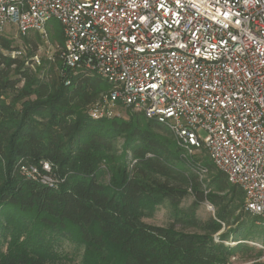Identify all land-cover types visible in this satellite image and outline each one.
Returning a JSON list of instances; mask_svg holds the SVG:
<instances>
[{
    "label": "trees",
    "instance_id": "trees-1",
    "mask_svg": "<svg viewBox=\"0 0 264 264\" xmlns=\"http://www.w3.org/2000/svg\"><path fill=\"white\" fill-rule=\"evenodd\" d=\"M0 50L15 51L5 37ZM1 51L0 264H45L43 240L53 236L85 247L82 264H228L235 251L253 250L223 243L244 240L238 237L251 233L258 219L234 217L244 204L243 191L217 172L212 184L218 192H200L165 126L130 109L127 120H91L86 111L108 89L105 81L68 70L60 57L47 80L36 74L44 65L33 72ZM41 161L64 178L57 187L20 175L19 163ZM190 194L192 205L179 210ZM205 200L215 213L202 221L195 208ZM162 204L178 212L181 229L143 221Z\"/></svg>",
    "mask_w": 264,
    "mask_h": 264
},
{
    "label": "built area",
    "instance_id": "built-area-1",
    "mask_svg": "<svg viewBox=\"0 0 264 264\" xmlns=\"http://www.w3.org/2000/svg\"><path fill=\"white\" fill-rule=\"evenodd\" d=\"M51 20L64 67L108 85L91 120L125 108L165 126L183 160L205 152L243 191V210L264 219V0H0V36H46ZM55 170L18 165L47 187L64 181Z\"/></svg>",
    "mask_w": 264,
    "mask_h": 264
},
{
    "label": "rangeland",
    "instance_id": "rangeland-1",
    "mask_svg": "<svg viewBox=\"0 0 264 264\" xmlns=\"http://www.w3.org/2000/svg\"><path fill=\"white\" fill-rule=\"evenodd\" d=\"M0 37H5L11 42V48L14 52V57H17L25 62V67L35 72L37 68L44 65L43 68L36 72L39 77L46 78L47 80L57 72L59 60V51L62 47L61 44V26L56 20H51L47 24V34L46 36H41L34 32H29L27 34H19L14 28L8 27L6 32ZM1 51V50H0ZM5 55H10L12 57V52L8 53L6 51H1ZM46 76V77H45ZM133 112V111H132ZM87 113V111H86ZM117 118L128 119L127 109L118 108ZM168 136V134H164ZM175 141V139H173ZM176 143V141H175ZM123 145V139H118L116 143L118 151V156L121 153V146ZM129 163H133L130 155H127ZM185 162L190 168L191 175L197 177L199 181V191L207 194L208 192L216 193L217 189L212 184V181L216 177L217 171L212 167L210 160L203 151L195 152L189 155ZM200 164L207 169V173L198 176L194 171V167ZM102 182H107L108 175H104L100 179ZM193 195L190 194L179 206V210H187L193 203ZM177 211L173 208L162 204L157 206L150 217L144 218L143 221L149 225L154 226H168L174 224L177 229H181V225L175 221ZM215 208L208 203V201H203L197 205L195 208L196 217L202 221L208 218L214 217ZM244 215L246 212L243 210V206L235 212L234 217L239 215ZM247 217V216H246ZM245 217V218H246ZM250 218H255L256 216L249 215ZM254 221V227L251 233L245 236H240L238 238H243L241 241H232L229 238L227 241H223L225 246L235 247L238 243H244L251 248L252 251L242 252L235 251L229 257L228 264H264V219L257 217ZM240 222L243 218H239ZM232 222V219H230ZM239 222V223H240ZM247 224V223H246ZM236 226L232 223V228ZM185 231H192V228H184ZM228 229H222L220 233H227ZM218 234L215 235V242H219ZM232 235V234H230ZM232 237V236H231ZM233 238V237H232ZM43 247L46 250L44 263L45 264H82L85 247L71 241L66 236H53L51 238L46 237L43 240Z\"/></svg>",
    "mask_w": 264,
    "mask_h": 264
}]
</instances>
